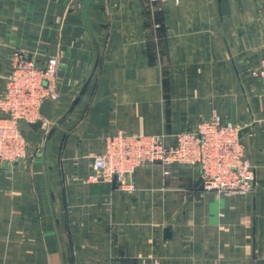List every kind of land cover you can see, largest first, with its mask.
<instances>
[{"label":"crops","instance_id":"crops-1","mask_svg":"<svg viewBox=\"0 0 264 264\" xmlns=\"http://www.w3.org/2000/svg\"><path fill=\"white\" fill-rule=\"evenodd\" d=\"M81 8L0 0V94L7 42L59 64V100L42 104L41 128L23 127L28 158L0 170V264H264V92L250 76L264 61V0H92L98 66L56 124L96 58ZM213 113L246 129L252 193L203 191L179 165L141 166L130 193L86 181L109 137L172 136Z\"/></svg>","mask_w":264,"mask_h":264},{"label":"built area","instance_id":"built-area-1","mask_svg":"<svg viewBox=\"0 0 264 264\" xmlns=\"http://www.w3.org/2000/svg\"><path fill=\"white\" fill-rule=\"evenodd\" d=\"M144 1L153 5L164 0ZM10 61L0 94V169L10 168L26 156L23 127L39 121L44 102L59 99L57 58L47 57L39 63L15 51ZM250 74L263 83L264 91V61ZM240 131L234 122L213 113L191 130L172 136L119 132L107 139L101 154L92 156L86 181L112 184L115 179L119 190L130 193L141 166L160 164L168 176L170 166L179 165L198 170L203 191L248 195L253 192L256 172L245 155Z\"/></svg>","mask_w":264,"mask_h":264},{"label":"water","instance_id":"water-1","mask_svg":"<svg viewBox=\"0 0 264 264\" xmlns=\"http://www.w3.org/2000/svg\"><path fill=\"white\" fill-rule=\"evenodd\" d=\"M92 0H82V8H81V15H82V23H83V27L88 35V37L91 39V41L94 43L95 45V51H96V58H95V62L92 68L91 73L89 74L88 78L85 80V82L83 83L82 87L80 88L77 96L74 98V100L72 101L69 109L67 110L66 114H64L57 122L56 124L60 123L65 117L66 115L73 109V107L78 103V101L80 100V98L84 95V93L86 92L88 85L97 69L98 66V62H99V53H98V48L96 47L95 41H94V37L93 34L90 30L89 24H88V11H89V7L91 4ZM56 124L54 126H52V128L49 130V132L47 133L46 136V142H48L52 136V134L55 131L56 128ZM41 122H36L33 124H29L28 126L33 129V130H37L39 128H41ZM246 132V129H243L239 132V136L241 137L242 133ZM112 186L115 188L116 187V181L115 179L112 182ZM170 234L168 229L164 230V238H169Z\"/></svg>","mask_w":264,"mask_h":264},{"label":"rangeland","instance_id":"rangeland-1","mask_svg":"<svg viewBox=\"0 0 264 264\" xmlns=\"http://www.w3.org/2000/svg\"><path fill=\"white\" fill-rule=\"evenodd\" d=\"M70 0H68V2H69ZM82 1V0H81ZM7 44V46H9L10 47V54H9V64L11 63V57H12V55H13V53L15 52V51H21V52H23L24 54H26V55H29L30 56V54L27 52V51H25V50H23L22 48H20V47H18V46H11L10 45V43L9 42H7L6 43ZM53 57H55V56H53ZM56 58V57H55ZM10 67H11V64H10ZM258 68V67H257ZM255 69V68H254ZM253 70V69H252ZM251 70V71H252ZM250 71V72H251ZM250 76H251V74H250ZM254 79V78H253ZM264 92V91H263ZM59 100V99H58ZM57 100V101H58ZM56 102V101H55ZM238 127H239V124H237V123H235ZM44 133V132H43ZM43 139H44V137H43ZM26 141V140H25ZM28 158V151H27V154H26V156L24 157V158H22L21 160H19V161H17L16 163H14L11 167H10V169L11 168H13L14 166H16L17 164H20V163H22L23 161H25L26 159ZM5 169H7V168H5ZM5 169H0V170H5ZM9 170V169H8Z\"/></svg>","mask_w":264,"mask_h":264}]
</instances>
